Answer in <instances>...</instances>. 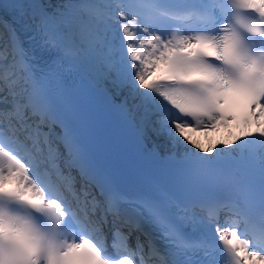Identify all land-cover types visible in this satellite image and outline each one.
<instances>
[{"label":"snow or ice","instance_id":"obj_1","mask_svg":"<svg viewBox=\"0 0 264 264\" xmlns=\"http://www.w3.org/2000/svg\"><path fill=\"white\" fill-rule=\"evenodd\" d=\"M0 11V264H264V0Z\"/></svg>","mask_w":264,"mask_h":264},{"label":"bare ground","instance_id":"obj_2","mask_svg":"<svg viewBox=\"0 0 264 264\" xmlns=\"http://www.w3.org/2000/svg\"><path fill=\"white\" fill-rule=\"evenodd\" d=\"M220 130H221V134H218L217 132L208 134L211 137L213 142H215V140H217V139H225L226 137H228V135H229V131L228 130H225V129H220ZM190 135H193V134L191 133ZM201 139H202V141H204V137L203 136H201ZM205 143H206V141H205ZM59 163L62 164V161H60Z\"/></svg>","mask_w":264,"mask_h":264},{"label":"rangeland","instance_id":"obj_3","mask_svg":"<svg viewBox=\"0 0 264 264\" xmlns=\"http://www.w3.org/2000/svg\"><path fill=\"white\" fill-rule=\"evenodd\" d=\"M218 134H220V129L217 131ZM193 135V138H199L201 139V134L199 132H196V133H192ZM202 140V139H201ZM63 163V162H62Z\"/></svg>","mask_w":264,"mask_h":264}]
</instances>
